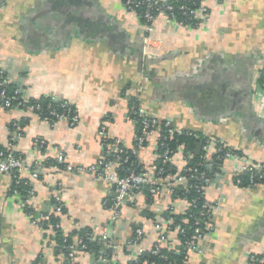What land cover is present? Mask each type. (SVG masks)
<instances>
[{"label": "crops", "instance_id": "obj_1", "mask_svg": "<svg viewBox=\"0 0 264 264\" xmlns=\"http://www.w3.org/2000/svg\"><path fill=\"white\" fill-rule=\"evenodd\" d=\"M203 6L208 17L196 29L156 18L150 41L155 57L144 61L145 27L122 0H0V70L20 91L22 103L54 97L68 101L79 115L71 127L39 120L26 108L1 110L0 146L21 155L26 166H39L20 173L34 190L36 214L49 211L56 192L61 231L88 229L94 239L106 235L117 247L109 264L138 257L137 247L128 245L137 229L138 247L148 251L163 235L160 247L180 251L179 235L167 231L165 222L156 232L155 223L166 213L183 216L187 202L162 181L151 201L144 188L136 192L113 223L112 184L46 163H58L62 154L63 166L87 168L102 161L115 172L119 162L100 145L98 131L104 125L110 149H133L137 129L129 110L135 100L151 119L214 143L206 161L211 180L203 189L215 206L214 232L201 254L186 251V263L247 264L249 256L264 252V184L247 189L232 179L242 165L264 168V91L256 83L264 69V0H205ZM145 73L150 79L142 82ZM20 122L22 134L16 133ZM16 124L19 128H10ZM158 139L159 132H151L137 153L144 170L156 165ZM36 141L44 145L36 147ZM218 145L238 156L216 162ZM169 165L174 172L167 177L179 174L181 153ZM11 187V177L0 174V264H34L39 258L40 264H58L53 232L31 223ZM106 248L102 243L96 252L78 251L74 264H91V257L98 264Z\"/></svg>", "mask_w": 264, "mask_h": 264}, {"label": "built area", "instance_id": "obj_2", "mask_svg": "<svg viewBox=\"0 0 264 264\" xmlns=\"http://www.w3.org/2000/svg\"><path fill=\"white\" fill-rule=\"evenodd\" d=\"M147 4V11L143 15L145 19V23L143 24L145 27L146 37L144 39V50H143V60L148 61L149 59H153L155 54L150 49V41H151V33H152V23L158 17H165L172 25L175 27H182L190 29V26L183 24V22H178L173 15L170 13L173 11V7L170 5H160L159 0H142ZM165 1V0H164ZM205 0H199V5L195 10H188L195 18L198 19V23L195 25L193 29H196L202 22H204L208 17L207 9L203 6ZM124 8L133 13L136 16L135 8L138 6V3L133 0H124L122 1ZM182 10H186L185 7H181ZM152 10L154 12H152ZM138 19V17L136 16ZM139 20V19H138ZM261 75L258 74L256 78L257 85L264 91V80L263 82H259ZM150 79V75L145 73L141 77L142 82H147ZM9 85L8 79L5 77L3 72L0 70V111L1 110H11L13 108L22 109L21 105H23L22 101L20 102L19 96L20 91L16 89L12 95H8L6 92V88ZM19 101V102H18ZM14 103H17L14 105ZM29 111L34 112L39 120H43L48 122L49 124H53L56 122H65L69 126L74 127L79 123V115L75 107H71V104L65 100L60 106V112L51 109L50 106L46 108L48 115L52 118L51 120L46 118L42 112L43 109L41 106H28ZM42 111V112H41ZM130 113L132 115L137 116L140 121L138 122L140 125V132L136 135L135 146L129 152L123 151L119 148H112L105 142L106 141V131L104 125H102L98 131V136L100 139V145L108 149V151L113 153V157L120 163H127V161L131 158H137V153L140 149L145 146V140L147 135L151 132H159V139L157 142V154L161 159V167L159 169L148 168V169H140L137 173L131 168L127 169V173L124 176L118 175V168L115 172H110L112 168V164L109 162H100L98 165L87 167V168H76L73 169L67 165L64 166V170L66 172L72 173L77 176L88 175L92 176L96 180H101L106 183L112 184L114 187V198L111 203V212L112 218L111 221L113 223L118 221L120 216V209L126 202H131L134 199V195L136 192H139L141 188H146L147 193L154 197L159 194L161 190V182L167 191L170 193H174L175 188L183 190L182 192L185 194L189 190L188 179L195 178L198 185L195 187L196 192L199 197L187 200L185 197L181 196V199H184L187 202L186 213L189 210H194L196 212V223L194 226L190 228L192 231L191 236L187 237L182 241L181 237H186V232L180 227H173V221L170 218H158L155 223L156 232H160L161 224L165 222L167 231H173L177 233L180 237V245L184 247V249L188 252L201 254L202 253V245L205 242L211 239L214 226L210 222V218L212 212L214 211V204L207 201L204 197V187L210 182L211 177L207 176L205 173H199L196 176H192L189 173V169H187V165L189 160L191 159L190 151H185V146L183 144L177 146L176 151L172 153L166 147V141L172 140L176 133H180L182 131H177L172 127V124L169 121H157L155 119H151L148 117L147 112L143 107L139 105V100L133 101L130 106ZM130 120L134 123H137L136 120L130 118ZM161 131L165 132L164 135H161ZM189 137H193L195 139H199L198 135L193 132L187 133ZM198 143L201 144L200 155L201 159L205 162L207 161L208 154L214 143L208 139L203 137L200 139ZM36 147H42L44 145L41 141L35 142ZM163 150L160 155L158 150ZM181 153L184 166L182 170H180L177 175H165L164 168L171 163V158L175 153ZM199 155V156H200ZM238 154L234 151L226 149L222 145H218L215 149V161L218 163H223L232 158H236ZM214 158V157H213ZM57 161L59 164H63L65 161V157L62 154L58 155ZM37 164H33L30 166H26L24 160L21 155H15L11 151H0V174H8L11 177L12 184L15 185V188L12 189V194L21 199L22 207L30 208L34 212L32 205V200L34 198V190L31 187L26 191L24 199H22L20 195V191L17 189V186L21 182L20 173L21 172H30V169L37 170ZM33 171V172H34ZM247 175V184L246 188H254L260 184V180L264 179V169L258 165L254 164H246L242 165L237 173L233 175V180L235 181V185L240 186L241 176ZM36 176V174H35ZM34 176V177H35ZM28 182H25V185ZM163 187V188H164ZM52 199L54 201V205L49 208L48 214L39 213L36 216H33L31 213H27V216L30 218V221L33 225L37 226L43 233L46 232H54V229H61L60 221L55 224L49 223V216L57 217L58 219L62 215V203L60 202L59 196L56 192L52 193ZM201 198V199H200ZM203 199V200H202ZM105 235V234H104ZM106 236V235H105ZM103 236L99 239H94L91 235H87V240L91 243H95V245L101 246L102 243L106 244V252L103 253L102 258H99V264H109L111 262L110 257L111 253L115 252L117 247L111 243L106 237ZM142 236V231L137 229L135 231V240L128 244L130 247H137L138 249V257L133 259L129 264H139V257L144 255L145 253H149L150 255H157L160 250V242H164L165 238L163 235L160 236L159 244L154 245L150 250L146 251L141 247H138L137 242L140 240ZM80 240L76 241V244H71L67 247L69 250L67 257L60 255L58 257V264H74L76 254L78 250L76 249L77 245H80ZM85 248V245H82ZM109 252V253H108ZM90 253V252H88ZM96 261L94 262V264ZM247 264H264V252L257 255H251L248 257Z\"/></svg>", "mask_w": 264, "mask_h": 264}, {"label": "trees", "instance_id": "obj_3", "mask_svg": "<svg viewBox=\"0 0 264 264\" xmlns=\"http://www.w3.org/2000/svg\"><path fill=\"white\" fill-rule=\"evenodd\" d=\"M122 1H124V0H122ZM133 1L138 3V6L135 8L136 16L138 17L139 22L141 24H144L146 21L143 18V15L146 13L148 6L142 0H133ZM159 4L172 6L173 11L170 13V15H173V17H175V19L178 22H183V24L190 26V29H193L195 27V25L198 23V19L195 18L190 12H188V10H190V11L195 10L199 5V0H165L163 2H159ZM181 7H185L186 10H182ZM152 12H154V11L152 10ZM260 75H261L260 76L261 78H260L259 82H263V80H264V69L261 71ZM15 90H16V88L12 87L10 84L6 88V92L8 95H12V93ZM19 100L21 102L20 96H19ZM63 102H65V100H63V99H55L54 97H48V98H41V99H37V100H31L27 104L21 105V108L27 109L28 106L39 105L43 109V112L41 111L42 114L46 118L51 120L52 118L48 115L46 108L48 106H50L51 109H54V110L60 112V106L62 105ZM16 104L17 103H14V105H16ZM71 107L73 108L74 106L71 105ZM32 113H34V112H32ZM129 117L133 118L134 120L137 121V123H135V126L137 129V135H138L140 132V125L138 122L140 121V119L137 116L132 115L131 113L129 114ZM23 124H24V122L19 123L20 130H18L16 133L22 134L21 129H22ZM17 127H18L17 124L16 125H10V128L11 129L13 128L14 130H16ZM187 133H188L187 131H182L180 133H176L172 140L165 142L166 147L170 151H172V153H173L176 151L177 146L183 144L186 148L185 151H190L191 156H192L191 159L189 160L187 167H186L187 169H189V173L192 176H196L197 174L203 172L207 176H210L209 170L207 168L208 163L201 159V155L200 156L194 155L195 146L197 145V143L200 139H203V137L198 135L199 139H195L193 137H189ZM164 134H165V132L161 131V135H164ZM105 142L108 143V140L106 139ZM0 151H6V149L4 147L0 146ZM162 151H163L162 149L158 150L159 155ZM14 154L19 155L18 153H14ZM213 159H215V157ZM118 164H119L118 175H120V176L126 175V173H127L126 171L129 168H131L132 170H134L137 173L140 171V169H143L142 165H140L139 162L137 161V159H135V158L129 159L127 161V163H123V161H121ZM51 165L64 169L63 164L55 163L52 160H49L46 163V167L51 166ZM159 167H161L160 157L158 158L156 165H155L156 169H159ZM171 169H172L171 166L167 165L164 168L165 175L169 174V173L172 174L174 171L172 172ZM29 171L30 172L34 171V169L32 168ZM247 178H248V174L241 176V182H240L239 187L246 188L245 186L247 184ZM25 182H27V181L21 178V182L17 186V189L20 191V195L22 196L21 197L22 199H24L26 191L31 188V185L29 183L25 185ZM233 183L235 184L234 180H233ZM260 184H264V179L260 180ZM197 185H198V183H197L195 178L188 179V186L190 188L187 191V193L184 194L182 192L183 190L175 188L173 196L174 197L183 196L187 200L199 197L197 192H196V189H195V187ZM13 188H15V185L12 184L11 192H12ZM142 191L147 196L148 201H151L152 196H150L147 193L146 188L142 189ZM52 205H54V201L51 198L50 202H49V208ZM25 212L31 213L33 216H36L35 212L28 207L27 208L25 207ZM45 214H48V213L45 212ZM195 216H196V212L194 210H189L188 213L185 212L183 216H176V215L170 216L168 213L165 214L166 218L168 217L171 219V217H172L173 227L180 226L186 232V237L185 238L181 237L182 241L185 240L187 237L191 236L192 231L190 230V228L192 226H194L196 223ZM58 220L59 219L57 217L49 216V223L50 224H55L56 222H58ZM87 235H91V231L88 229H82L78 232H72L71 234H67V235L64 234L61 231V229H54L53 235L50 237L51 238L50 241H51V243H53L52 246L54 249L55 256L59 257L60 255H63L64 257H67V254L69 252L67 247L73 243L74 236H77V238L81 242L80 245L76 246V249L78 251H85V252H90V253L92 251L96 252L97 246L95 245V243H91L87 240ZM82 245H85V248H83ZM183 249H184V247H181L180 251H169L167 248L161 247L159 250V253L157 255H150L149 253H145L144 255L140 256L139 257V264H187L186 263V250L183 251ZM40 261H41V258H39L38 261L34 262V264H40Z\"/></svg>", "mask_w": 264, "mask_h": 264}, {"label": "water", "instance_id": "obj_4", "mask_svg": "<svg viewBox=\"0 0 264 264\" xmlns=\"http://www.w3.org/2000/svg\"><path fill=\"white\" fill-rule=\"evenodd\" d=\"M200 149H201V144L197 143V145L195 146V151H194L195 156H199L200 155ZM91 260H92L91 264H94L95 259H93V257H91Z\"/></svg>", "mask_w": 264, "mask_h": 264}]
</instances>
